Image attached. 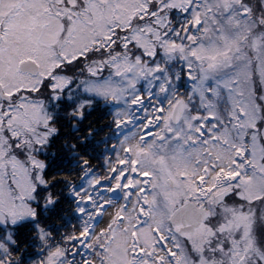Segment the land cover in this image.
<instances>
[{
    "label": "snow or ice",
    "instance_id": "obj_1",
    "mask_svg": "<svg viewBox=\"0 0 264 264\" xmlns=\"http://www.w3.org/2000/svg\"><path fill=\"white\" fill-rule=\"evenodd\" d=\"M0 264H264V0H0Z\"/></svg>",
    "mask_w": 264,
    "mask_h": 264
}]
</instances>
